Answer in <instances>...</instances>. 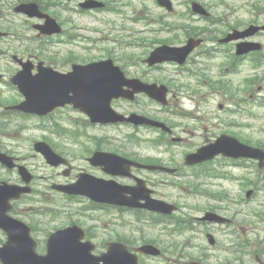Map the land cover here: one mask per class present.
Here are the masks:
<instances>
[{"label": "rangeland", "instance_id": "374dc122", "mask_svg": "<svg viewBox=\"0 0 264 264\" xmlns=\"http://www.w3.org/2000/svg\"><path fill=\"white\" fill-rule=\"evenodd\" d=\"M116 5L122 11L120 15L99 11L92 17L73 19L74 25H66V29L72 27L76 30L64 34L62 40L67 42L56 43L55 46L62 47L59 50L60 56L71 51L83 62L110 57L129 77H139L147 82L164 83L167 86L170 84L175 93L169 95V104L166 107L160 106L143 94L138 95L134 102L118 100L113 102L112 106L121 112L129 109L128 111L134 110L164 120L174 125V136L181 137L184 141L154 147L147 140H155L159 134L150 128L133 130L126 125L89 126L83 123L84 115L67 110V121L62 124L61 132L55 131L57 136L41 129L49 122L47 120L10 117L6 123L7 135L1 137L6 142L14 143L15 146H9L8 149L14 150L17 156L22 157V161L35 170L37 175H43L49 170L44 167L40 156L30 157L35 152L28 141L41 136L58 140L55 141L58 144L59 141L71 140L70 144H63L71 152H79V147L74 146L73 142L76 138L83 140L84 149L110 148L120 154H129V149L141 148L147 156L173 159L172 163L178 166H183L182 160L187 152L195 151L197 147L214 140L221 133H236L252 143L264 144V67L243 65L237 68L236 72H231L221 58L213 60L205 57L204 48L201 47L191 57V65L186 67L191 68L189 74H178L173 71L177 68L169 64L149 68L142 59L157 44L156 40L176 36L167 31H159L161 22H184L191 26L201 25V22L189 16L178 17L177 13L169 14L152 0H117ZM176 7L178 13L184 11L182 4ZM60 14L64 16L63 11ZM28 32L32 34L30 27ZM139 41V46L130 44ZM51 50L56 51L57 48L53 46ZM255 77L257 79L252 85L247 86L245 80H253ZM216 80H222L228 91L222 93L210 90L208 82ZM1 95L9 100L20 99L19 94L10 88H4V94ZM219 104L223 106L221 109ZM132 134L135 139L144 140L141 145L136 146L130 141L128 136ZM76 165L85 164L79 160ZM246 165L252 164L246 162ZM251 168L253 170L248 171L247 167L234 165L231 161L218 157L191 168L182 167L183 174L176 176L149 175L150 186L154 180L158 182L155 185V196L179 204L180 208L175 217L191 218V228L174 234H163L159 226H143L144 231L134 233V236L138 238L143 234L144 239L177 243V251L173 254L165 253L166 258L161 257L162 259L144 256L141 264H187L191 257L204 264H258L255 253L264 261V218L260 216L264 213V171H254L255 166ZM223 173L241 177L243 186L240 187L235 179L220 178ZM145 174L147 175V172ZM11 175V172L0 167V176ZM250 188L254 193L247 199L245 190ZM235 196L239 201L231 204L229 197ZM43 204L44 202L39 201L31 206L36 210L35 218H44L39 214ZM73 205L72 208H66L63 214H69L73 219L79 217L86 224L95 225L101 236H115V232L125 235L131 233L128 224L133 220L144 218L152 222L156 219L149 213L115 209L90 210L85 199ZM27 206L28 202L20 203V208H25L23 210L29 213ZM75 207L83 208L82 215L75 213ZM214 208L220 211L218 213L222 216L230 218L232 224L218 226L197 219L205 211ZM207 231L215 236L216 246H209L205 238ZM229 241L234 245L237 242L239 251H242L239 258L231 251H220ZM215 255H218L217 258Z\"/></svg>", "mask_w": 264, "mask_h": 264}, {"label": "water", "instance_id": "95a60500", "mask_svg": "<svg viewBox=\"0 0 264 264\" xmlns=\"http://www.w3.org/2000/svg\"><path fill=\"white\" fill-rule=\"evenodd\" d=\"M160 3L166 4L167 1L160 0ZM191 48L190 45L181 48L160 46L151 53L146 62L149 65L164 60H175L182 63ZM13 81L18 85L25 98L15 106L21 111L44 115L57 106L71 103L75 108L84 111L93 123L129 121L134 124L152 125L167 130L166 126L158 121L136 114L124 117L111 108L110 102L113 98L132 99L135 92H145L151 98L165 104L167 91L163 85L157 86L156 84L142 83L138 79H127L111 59L87 65H75L73 71L68 74L43 69L38 74L29 76L22 71ZM128 88H132V90ZM34 148L40 151L48 162H52L57 157L44 142L35 143ZM258 152L261 151L251 149L234 138L225 136L214 145L201 147L195 153L186 155L184 162L185 164L199 163L212 158L217 153L233 157L240 155L258 157L260 156ZM89 160L95 165H103L105 171L113 174L119 173V167L131 164L129 160L119 155L104 152H95ZM0 162L8 167L14 166L13 159L2 153H0ZM140 166L147 169L159 168L151 165ZM19 173L25 182L30 180L31 175L25 167L19 166ZM61 189L70 194L85 195L99 202L130 207L144 206L149 210L163 213H170L174 209L171 204L151 199L149 190L143 193L137 188H128L112 180L106 181L85 174L81 175L75 183L63 186ZM23 191H28V189L0 183V228L7 235V241L0 247V259L5 264L11 260L20 264H89L88 259L82 257L80 253H68L65 257L54 253V251H61L62 248L59 244L68 238L69 231L74 228L53 233L47 243V253L43 256L35 253L34 242L29 236L28 227L6 214L7 200L10 197H18ZM126 193H130L131 196H127ZM139 199H144L145 203L140 204ZM204 219L223 221L221 217L213 213H206ZM142 250L151 254L158 253V250L153 246H145ZM99 260L100 264H137L136 256L129 253L124 245L118 243L110 245L109 251L103 254ZM191 264L198 263L192 262Z\"/></svg>", "mask_w": 264, "mask_h": 264}, {"label": "flooded vegetation", "instance_id": "af4514ba", "mask_svg": "<svg viewBox=\"0 0 264 264\" xmlns=\"http://www.w3.org/2000/svg\"><path fill=\"white\" fill-rule=\"evenodd\" d=\"M22 1L26 2L32 0H0V94H3L1 90L2 85L10 84V78L18 72L23 66V63H26L25 66L30 68L31 73L37 70L40 62L45 66L53 67L62 72H67L69 70V65L73 62L79 63L75 54L71 55V58L68 59L60 58L59 63L54 61V57L58 55L57 52L53 53L50 50L51 44L47 45V43L50 42L49 38L46 39L47 43L45 44L46 47L44 48L43 54L40 52L39 44L30 42L31 38L25 36L28 31V21L30 19L26 18L25 14L18 13L14 10L15 6ZM81 1L82 0H68L60 3L62 8L69 10L71 14L68 16L65 14L64 16L57 14L59 19L57 20L63 28V33H66V25H74L73 18L75 16L83 14L85 10H88L86 12H91L89 9L81 7ZM191 1L193 0H190L189 3H191ZM217 3L219 5H216ZM202 4L207 11L205 15L206 18L208 16L210 22L216 18L213 22H216L215 24L217 27L211 24L203 28L175 26L173 30L176 31V35H180L174 37L173 40H171V42H173L171 44L181 46L189 37V34H191L193 38H203L204 44L209 47L206 49V53L210 54L211 57H223L232 67L245 64L264 66V0H219L216 2H208L207 4L202 2ZM42 6L43 5L40 4L41 8ZM56 6L58 5L53 4L45 8V10L42 9L46 12V9L50 11ZM217 7L223 8V10H216ZM21 16L24 22H16L15 20ZM33 24L32 22L31 28L34 27ZM253 27H258L259 29L255 30ZM249 28L252 33H249L247 37H242L240 34ZM71 30H76V28L71 27ZM36 37L40 36L37 35L34 38ZM238 45H241V50L248 47L253 49L247 53L238 54ZM73 56H75V60H73ZM5 61L7 63H5ZM182 68L183 67H181V70L183 71ZM181 70L178 69V72ZM66 108L67 107L58 108L45 117L49 118L53 128L56 125V123L51 120L53 119V115L66 110ZM0 142V150L9 153L8 150L3 148V141L0 140ZM59 142L61 143L62 141ZM54 150L67 160L66 165H47L49 172L45 175L37 176L31 181L32 192L29 193V195H23L19 200L11 201L9 214L13 217H21L24 219L30 227L33 238L36 240L37 251L41 254L45 253L46 241L53 231L72 224H78L84 231V237H82L81 241H90L89 243H92L91 253L97 255L105 248V243L107 241H100V234L96 226L93 224L86 225L83 221H73L69 219L59 220L56 218V212H61L66 209L69 200L78 202L83 197L67 195L58 190L56 186L72 183L80 173H96L95 175L99 176L103 174V172L99 167H94L88 162H86V166L74 165V162L80 159V155H74L71 151H64L62 149L58 151L54 148ZM142 156L141 154L135 155L137 158ZM86 158L87 157L84 159ZM67 166L69 168H67ZM131 172L133 174V176H130L131 178L120 179H122L124 183L132 185L135 182L134 177L140 176L146 178V174L142 169L133 167ZM178 173L179 172H177V174ZM38 180H43L44 182L38 183ZM5 181L11 184L20 183L19 178L16 176H11ZM34 192H37V196L45 201V207L41 208L42 212L39 213L43 215L44 218H35L37 214L36 210L34 211L33 207H31L35 204L33 203L36 196ZM27 200L28 206L26 209L29 213L23 210L25 208H20V203H25ZM96 205L99 206L100 204ZM3 238L4 235L2 231H0V242H2ZM131 249H135V247L131 246Z\"/></svg>", "mask_w": 264, "mask_h": 264}]
</instances>
